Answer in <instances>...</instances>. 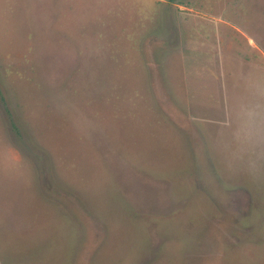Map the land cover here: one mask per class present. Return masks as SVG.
<instances>
[{
  "label": "rangeland",
  "instance_id": "rangeland-1",
  "mask_svg": "<svg viewBox=\"0 0 264 264\" xmlns=\"http://www.w3.org/2000/svg\"><path fill=\"white\" fill-rule=\"evenodd\" d=\"M0 264H264V0H0Z\"/></svg>",
  "mask_w": 264,
  "mask_h": 264
}]
</instances>
